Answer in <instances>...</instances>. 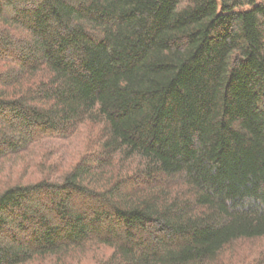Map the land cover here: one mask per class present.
I'll return each instance as SVG.
<instances>
[{"label":"trees","instance_id":"obj_1","mask_svg":"<svg viewBox=\"0 0 264 264\" xmlns=\"http://www.w3.org/2000/svg\"><path fill=\"white\" fill-rule=\"evenodd\" d=\"M87 129L59 176L0 173V264H235L264 239V0H0V163Z\"/></svg>","mask_w":264,"mask_h":264},{"label":"rangeland","instance_id":"obj_2","mask_svg":"<svg viewBox=\"0 0 264 264\" xmlns=\"http://www.w3.org/2000/svg\"><path fill=\"white\" fill-rule=\"evenodd\" d=\"M91 134L92 131L87 129L81 132H74L68 139L43 140L33 150V153H38L40 158L33 157L31 155L33 153H25L20 160L14 163V160L0 163V173L4 181L9 179H21L26 182L37 180L43 176L37 166L42 163L43 168L46 167L47 176L49 169L53 168V170H57V173L54 174V177H57L60 175L61 170L74 165L80 159L86 146L90 143ZM42 155H44L43 158L41 157ZM263 249L264 239L240 241L235 244V247L227 250L225 258L229 261L233 254L234 257L232 258H234L235 264H262V262H256L255 259L261 258L260 254ZM79 257L81 258L78 259L73 256V258L67 260V264H93L91 253L79 255ZM33 264H59V262L56 258L50 257L45 261H38Z\"/></svg>","mask_w":264,"mask_h":264}]
</instances>
